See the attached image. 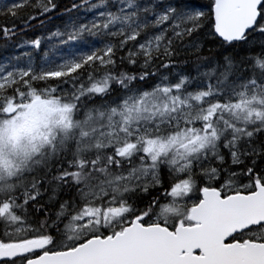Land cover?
Segmentation results:
<instances>
[{
	"label": "snow or ice",
	"instance_id": "1",
	"mask_svg": "<svg viewBox=\"0 0 264 264\" xmlns=\"http://www.w3.org/2000/svg\"><path fill=\"white\" fill-rule=\"evenodd\" d=\"M0 264H264V0H0Z\"/></svg>",
	"mask_w": 264,
	"mask_h": 264
},
{
	"label": "trees",
	"instance_id": "2",
	"mask_svg": "<svg viewBox=\"0 0 264 264\" xmlns=\"http://www.w3.org/2000/svg\"><path fill=\"white\" fill-rule=\"evenodd\" d=\"M42 51V50H41Z\"/></svg>",
	"mask_w": 264,
	"mask_h": 264
}]
</instances>
